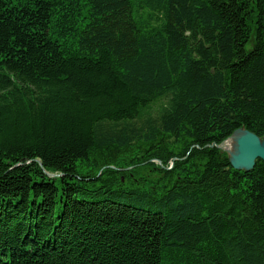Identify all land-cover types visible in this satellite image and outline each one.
Listing matches in <instances>:
<instances>
[{
	"label": "trees",
	"instance_id": "trees-1",
	"mask_svg": "<svg viewBox=\"0 0 264 264\" xmlns=\"http://www.w3.org/2000/svg\"><path fill=\"white\" fill-rule=\"evenodd\" d=\"M240 127L264 0H0V264H264Z\"/></svg>",
	"mask_w": 264,
	"mask_h": 264
},
{
	"label": "water",
	"instance_id": "water-1",
	"mask_svg": "<svg viewBox=\"0 0 264 264\" xmlns=\"http://www.w3.org/2000/svg\"><path fill=\"white\" fill-rule=\"evenodd\" d=\"M214 146L227 154V159L235 170L249 172L257 159L264 162V136H257L243 127L234 130L228 138Z\"/></svg>",
	"mask_w": 264,
	"mask_h": 264
},
{
	"label": "bare ground",
	"instance_id": "bare-ground-1",
	"mask_svg": "<svg viewBox=\"0 0 264 264\" xmlns=\"http://www.w3.org/2000/svg\"><path fill=\"white\" fill-rule=\"evenodd\" d=\"M47 173H49V172H47ZM47 173H46V174H47ZM51 174H54V173H51ZM55 175H56V174H55ZM55 175H53V176H55ZM47 176H49V175L47 174ZM53 176H50V177H53Z\"/></svg>",
	"mask_w": 264,
	"mask_h": 264
}]
</instances>
